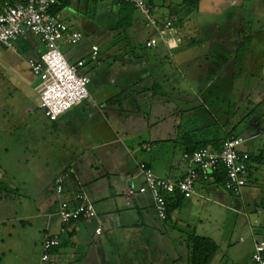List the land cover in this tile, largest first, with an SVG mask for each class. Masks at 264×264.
<instances>
[{
  "label": "rangeland",
  "instance_id": "obj_1",
  "mask_svg": "<svg viewBox=\"0 0 264 264\" xmlns=\"http://www.w3.org/2000/svg\"><path fill=\"white\" fill-rule=\"evenodd\" d=\"M146 1L153 5L157 18L174 14L179 18L176 26L183 39L181 49L169 52L153 26L147 25V17L137 9L126 31L117 30L116 23L120 18L117 0H73L61 11L64 22L72 30L82 32L84 38L77 44L59 41V47L70 64L85 61L79 74L91 78L88 88L95 105L108 102L107 109L101 110L104 123L102 136L106 138L109 131L110 138L115 142L106 150L114 153L112 157L116 164L126 168L133 163L125 146H135V142H157L165 149L170 143L178 147L181 143L185 145L187 135L199 141L193 142L192 146L215 137L223 140L230 133L239 136L245 132L244 120L256 114L260 101L264 99V34L253 36L255 30L264 27V0L242 1L239 9L242 8L247 15L255 13L260 21L239 27L242 33L237 36L240 39L234 48L233 59L225 61L226 65L221 69L217 63L210 67L215 72L211 88L200 92V83L188 80L189 75L184 74H190L191 70L183 65L184 74L177 78V82H172L181 85L180 93L167 91L159 81V75L164 71L166 75H175L179 70L178 63L189 61L198 54L213 53V32L221 26V32H216L215 37L228 35L227 31L223 32L222 25L230 20L226 14L234 9L229 0H201L199 8H188L186 15L183 10H172L183 5V0ZM206 23L210 28H201ZM151 37L158 39L155 49L146 46ZM93 45L100 48L97 60L92 59ZM16 46L17 53L0 45V217L13 220L6 229L0 226V246L3 247L1 239L9 240L8 234L12 233L10 240H15L18 249L24 253L26 264H37L41 256L40 241L46 228V215H52L51 232L60 229V218L56 214L57 196L47 191L54 185L56 177L65 173L73 176L72 170L81 171L87 157L94 165L92 171L100 172V185H96L97 181L95 184L83 183L84 192L95 201L97 211V217L85 224L87 232H83L89 235V239L96 235V227L106 216L98 207L102 198L92 190L100 187L102 193L109 186L104 176L107 173L104 171L102 152L83 156V141H93L88 131L55 130V141L52 142L50 129L53 122L40 108V95L34 90L39 78L28 64L30 58H35L37 49L43 46L34 37H29L27 44L17 43ZM227 54L226 50L223 55ZM133 71L142 73L143 78L147 76L151 86V91L147 90L139 96V114L128 105L130 93L127 92L138 82L134 81L135 77L128 76ZM193 72L205 75L206 66ZM209 91L216 96L210 95ZM229 91L236 96L232 99L225 97ZM248 95H251L250 99ZM213 101L224 103L225 108L230 110L228 124L218 113L217 103L212 104ZM113 106L119 107L118 118L111 110ZM252 110L254 113H251ZM91 117L89 120L93 121L96 116ZM95 121L94 125L99 126L98 117ZM263 124L264 117L258 125L259 135L243 144L241 151L252 155L264 152V133L260 132ZM131 126L132 130L129 129ZM206 148L213 150L209 145ZM181 158L183 161L179 152L176 160L179 162ZM248 172L246 188L254 192L247 199L243 198V202L240 196L228 192L223 186L210 190L199 181L196 189L205 198L185 199L180 207L170 212L167 220L159 218L151 195L142 194L140 206L144 208L147 226L126 231L133 236L138 233L139 240L128 243L131 251L129 248L119 251L124 259L122 261L125 264H190V237L196 235L210 238L219 247L210 264H254L251 260L255 252L254 240L264 241V162L253 164ZM138 183L131 187L136 194L140 186ZM129 209L136 207L131 205ZM106 227L103 223V228ZM61 235L63 240L69 239L66 233ZM103 246L108 258L112 257V252L118 251L114 241L104 242Z\"/></svg>",
  "mask_w": 264,
  "mask_h": 264
},
{
  "label": "crops",
  "instance_id": "obj_2",
  "mask_svg": "<svg viewBox=\"0 0 264 264\" xmlns=\"http://www.w3.org/2000/svg\"><path fill=\"white\" fill-rule=\"evenodd\" d=\"M25 0H0V8L5 5L6 3L14 5L17 3H22ZM73 0H71L72 2ZM230 2L229 5H231L233 12H229V15L226 14V16L230 19L227 22L223 23L222 27L224 29L223 32H228V35L222 38H219V36L215 37L216 32H221V26H217L219 30H215L213 32V37H212V50L213 53L210 55H205V54H198L197 57L188 60H185L184 62H180L179 64V70L178 73L175 75H166L165 71L159 75V81L163 83V86L166 87V90L168 91H173V93L176 92H182L181 90V85H174L172 82H177V78H181L182 75L184 74V70H182L183 65L187 66L189 70H191V73L189 74L186 72L184 74L185 76L189 75L190 81H194L195 83H200L196 84L199 87L200 92H207L211 88V82L214 81V73L212 72L210 67L216 65H219L221 67L225 66L226 64L225 61L232 60L234 57V48L238 45V41L240 39L237 38L239 33L241 34V30L239 27H243L244 25H254V23L260 21L257 19V15L254 13V15H247L243 9H239L241 7V3L243 0H229ZM244 2V1H243ZM201 3V0H200ZM199 3V5H200ZM232 3V4H231ZM71 4V3H70ZM196 8V10L199 8ZM235 9H237L235 11ZM173 11L176 10H183L186 15H188V9L181 5L180 7H173ZM210 14V13H207ZM175 16L176 15H172ZM249 16V17H248ZM163 17V16H161ZM165 17H169L168 15H164ZM163 19V18H162ZM179 19V18H178ZM234 19V22L232 21ZM237 20V21H236ZM180 21V20H179ZM262 27V26H261ZM177 28V26H176ZM201 28H207L209 29L210 26H206ZM205 30V29H204ZM178 31V36L182 39L180 32L177 28ZM217 33V34H218ZM257 34H264V27L258 30H255L253 33V36ZM28 38L27 39H21L18 41V44H27ZM166 49L171 52L174 50H179L183 46V39L182 42L179 44L178 47L176 48H169L168 45L164 42ZM41 48H38L36 51V56L39 55V50ZM227 50L228 54L226 56L223 55L225 51ZM14 52V51H13ZM18 52V49H17ZM16 52V53H17ZM182 55V54H181ZM180 55V56H181ZM183 56V55H182ZM228 58V59H226ZM80 61V60H79ZM230 63V62H229ZM228 63V64H229ZM206 66V73L205 75H195L193 71L195 69H199L200 67ZM196 67V68H195ZM154 72V70H153ZM141 74L139 71H133L129 72L128 76H132L133 78L135 77V80H138L137 83H134L133 86H130V92H127V94L130 95L128 105L129 107L132 108V111L134 110L136 114L141 113V110H139L138 106V100L139 96H141L144 92L151 91L150 89V84L148 83L149 79L147 76L144 78L141 77ZM183 79V78H182ZM186 79V78H185ZM262 82V81H261ZM158 83V81H157ZM204 83V84H202ZM144 84V85H143ZM204 85V86H203ZM156 86V85H155ZM154 86V88H155ZM37 85L34 87V90H36ZM197 90L196 87H191V89ZM179 90V91H178ZM212 96L213 95L212 91L208 92ZM253 93V92H252ZM223 95H225L223 93ZM181 96V95H180ZM236 95L232 93L231 91L227 92L225 97L227 98H234ZM251 95H248V98L250 99ZM183 98V96H181ZM224 97V96H223ZM85 102V101H84ZM218 101H213L212 104L217 103ZM224 103H217V110L218 113H221L222 116L224 117V120L228 124L229 117L227 115H231L230 110L225 108ZM257 111H255V115L249 119H245V126H244V131L241 135L239 136H249L251 139L254 137H257L259 134L257 133L258 125L259 123H262L263 117H264V99L260 101V105H258ZM108 107V102H102L99 106L95 105L94 100L92 101L89 100L87 104L84 105V103H80L79 105L74 106L72 109L67 111L65 114H63L57 121H52L53 125L51 126V131H50V136L52 137V142L55 141V130H63L64 129H69L72 131H83L87 132L91 135V138L93 141L87 143L86 141H83L84 147H83V156H86L89 153L92 154H97L102 152L103 155V166H104V171L107 173V176L104 174L105 177H107V182H108V190L106 189L102 193L100 192V187L98 189L92 190L95 195H99V197L102 198L101 202L99 203L98 207L100 208L101 211L105 213V218L99 224L100 226H97L95 229V236L90 237L89 235L83 232L85 231L86 227L85 224L91 220V219H83L81 221L73 222L71 224H68L65 226V230H62V225L60 222V229L59 231L51 232L52 231V215H46L47 217V223H46V228L43 231V237L41 239L40 246H42L43 239L45 235H50V236H59V239L61 241V245L58 247H55L51 250V264H125L122 260V253H119L120 250H123L124 248L128 249L129 246L128 243L132 241H138V233L133 235H128L126 231L131 230L132 228H138L140 226H147L146 218L144 217L143 214V209L140 206V201H141V195L142 194H135L134 196H129L128 191L131 190L136 182H139L138 185L141 187L144 183V176L139 168V162H144L147 163L153 171L162 177H167L173 180H180L184 177V175L187 172L188 165H186L185 162L179 160V162L176 160L178 153L180 152L181 155L184 154V152H187V149L193 145V142H199L198 140H195V138H190L188 135L185 140V145L180 144L179 149L177 144H168V146L163 149L161 146L157 145V142H154L153 144H148L147 141H142L141 143L135 142V146L137 145L138 147L131 146V147H126L127 151L129 154H131V160L133 165L130 166V168H126L121 164H116L115 161H113V154L114 153H108L107 148L109 146L112 147L115 142L112 138H110L109 131L107 133V137L103 138V121H102V111L104 109H107ZM41 108V107H40ZM135 108V109H134ZM119 107L113 106L111 110H114L115 117L118 118V112H119ZM259 110V111H258ZM254 113V112H253ZM105 115V113L103 114ZM91 116H96L99 119V126L94 123H96L94 118L93 121H90L89 119L92 118ZM135 120V118H133ZM259 121V122H257ZM94 122V123H93ZM133 125V123H132ZM234 127V126H233ZM233 127L227 131L228 133L232 131ZM133 129V127H129V129ZM107 129L110 130L109 126H107ZM131 129V130H132ZM74 132V133H75ZM118 133V132H117ZM128 134V132H127ZM112 135V134H111ZM132 136V135H131ZM130 136V137H131ZM105 137V136H104ZM118 138V137H117ZM133 139V138H132ZM229 139V136L225 139L222 140L215 137L211 140H206L205 142L209 143L208 145L216 151V147L214 144H210L214 141L218 142L220 145V149L223 147L224 143L226 140ZM250 139V140H251ZM249 140V141H250ZM82 142V141H81ZM73 146H75L72 142L70 143ZM134 145V144H132ZM132 152H131V150ZM112 154V155H111ZM83 156L81 160L83 159ZM88 156V155H87ZM140 156V157H138ZM254 156L256 159L250 161V168H252L253 164L256 163H262L264 162V152H259L255 153ZM91 157V156H89ZM87 160L85 161L84 164H82L81 171L75 172V170H72L73 176H67L66 182H65V193H64V198L66 199H74L77 193L80 191H84V186L83 183H92L95 184V181L98 183L96 185L101 184V174L100 172H93L92 169L94 168V165L91 164V160H88V157L86 158ZM258 160V161H257ZM99 162V161H98ZM249 168V170H250ZM249 173V172H248ZM250 174V173H249ZM68 175V174H67ZM201 181L205 187L209 188L210 190H216L219 188V186L213 184V180H210L208 182H205L203 180ZM198 181V182H199ZM197 182V183H198ZM52 187V186H51ZM51 187L47 189L48 193L52 192ZM247 185L243 188L242 192L240 195L241 201L243 202V198L247 199L248 196L253 195V189H247ZM133 190V189H132ZM197 194L193 197H198V198H205L203 193H201L198 189ZM101 194V195H100ZM90 197V196H89ZM192 197V198H193ZM91 199V198H90ZM190 199V198H189ZM185 200V199H184ZM183 200V201H184ZM95 202V201H94ZM93 202V203H94ZM57 208H58V199H57ZM95 205V203H94ZM131 205H134L136 209H129L131 208ZM96 208V205H95ZM257 213H261V210H257ZM46 214V213H45ZM246 215V214H245ZM51 216V218H49ZM22 222L20 218H16L15 220H18ZM13 220L9 218H1L0 217V226H3L4 229H6ZM103 223L107 225V227L104 229L103 228ZM255 223H258V220L255 219ZM101 229V233H97V229ZM87 232V231H85ZM123 232V233H122ZM125 232V233H124ZM62 233H66L67 236L69 237L68 240H63L62 238ZM106 235L104 236V234ZM12 233L8 234L9 240L1 239V243L3 245L0 246V264H26L27 260L26 257L24 256V253L18 249L15 240H10L12 239ZM255 239V238H254ZM112 242L114 241V244H116L118 251L112 252V257L108 258L107 254L104 249V242ZM241 242L244 241V239H240ZM257 242H263L258 239L254 240V250H255V244ZM131 251V248L128 249ZM253 250V252H254ZM135 252V251H134ZM133 252V253H134ZM41 254H42V248H41ZM41 257V256H40ZM252 260V259H251ZM40 258L37 261V264H39Z\"/></svg>",
  "mask_w": 264,
  "mask_h": 264
},
{
  "label": "built area",
  "instance_id": "obj_3",
  "mask_svg": "<svg viewBox=\"0 0 264 264\" xmlns=\"http://www.w3.org/2000/svg\"><path fill=\"white\" fill-rule=\"evenodd\" d=\"M62 1L64 0H25L14 5L6 3L0 8V45L17 52L18 41L34 37L43 46L39 55L30 58L28 64L33 74L39 78L36 90L40 95V107L50 121H57L74 106L92 98L88 88L91 78L79 74V69L86 64L85 61L70 64L58 44L59 41L77 44L84 38L82 32L72 30L64 22L61 12L54 11ZM122 1L133 4L144 14L148 19L147 25L153 26L169 48H176L182 42L176 28L179 22L177 17L157 18L153 5L146 0ZM146 46L157 48L158 39L151 37ZM99 52L100 48L93 45V60L98 59ZM260 132L264 133V124ZM250 139L249 136L230 138L225 141L220 152L207 148L184 152L183 161L188 169L180 180L159 176L147 163L142 162L139 168L144 176V183L139 187L138 193L150 194L159 218L167 220L170 197L180 194L186 199L192 198L197 194V182L213 180L212 173L223 164L227 172L225 189L234 195H240L247 185L246 176L251 161V154L241 151L240 147ZM67 176L66 173L58 175L51 187L58 199L56 214L60 218L63 231L68 224L97 217L95 205L84 191L77 193L72 200L63 197ZM127 193L129 196L136 194L132 189ZM101 231L100 228L97 229V233ZM60 245L59 236L45 235L39 264H51V250ZM252 262L264 264V241L255 244Z\"/></svg>",
  "mask_w": 264,
  "mask_h": 264
},
{
  "label": "trees",
  "instance_id": "obj_4",
  "mask_svg": "<svg viewBox=\"0 0 264 264\" xmlns=\"http://www.w3.org/2000/svg\"><path fill=\"white\" fill-rule=\"evenodd\" d=\"M3 1V0H1ZM71 0L62 1L57 7H55L54 11L56 13H60L65 7L69 6ZM119 5V15L120 18L116 23V29L126 31V28L131 25L133 12L136 10V7L128 2L117 0ZM150 3V2H149ZM200 0H183V5L189 10H193L198 7ZM170 17V16H169ZM254 110L251 111L253 113ZM233 137H238V135H234L232 133L229 134V139ZM209 143L203 142L196 144L195 146H191L187 149V152H192L195 150L206 149ZM210 144H214L216 147V151L220 152V145L218 142L214 141ZM255 160L256 157L251 154V160ZM258 161V160H257ZM213 184L219 187L225 188V183L227 181V172L223 164H220L216 171L212 173ZM186 199L184 196L180 194H176L173 197H170L168 201V217L170 216V212L181 206L183 200ZM219 247L216 242L211 240L210 238L196 236L193 235L190 237V264H210L215 255L217 254Z\"/></svg>",
  "mask_w": 264,
  "mask_h": 264
}]
</instances>
